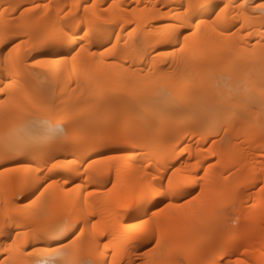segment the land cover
Wrapping results in <instances>:
<instances>
[{
	"label": "snow or ice",
	"instance_id": "6c2138e0",
	"mask_svg": "<svg viewBox=\"0 0 264 264\" xmlns=\"http://www.w3.org/2000/svg\"><path fill=\"white\" fill-rule=\"evenodd\" d=\"M97 7L94 0L71 8L43 0L0 4V264H264V220L257 237L243 199L248 188H259L264 209V159L247 167L249 155L264 158V70L258 81H238L243 96L231 94V77L217 75L232 61L243 34L253 36L257 24L264 69V0L178 5L161 0L131 8L113 0L99 15ZM115 9L123 15L108 19ZM100 23L114 28L104 30L109 38L103 50L93 51ZM125 23L135 27L129 31ZM125 32L130 38L146 33L151 41L133 55ZM135 42L140 43L138 35ZM137 57L183 71L150 68L145 74ZM65 73L69 86L75 76L72 92L89 97L70 112L57 104L60 97L51 86ZM210 80L216 81L213 91ZM146 88L170 97L177 107L212 113L194 130V143L177 137L161 154L130 131L119 113L94 126L81 125L110 96ZM28 125L44 128L47 138L21 135ZM68 149L79 155L71 160L54 155ZM58 190L67 199L61 200ZM9 192L16 198L9 200ZM223 223L231 227L222 230Z\"/></svg>",
	"mask_w": 264,
	"mask_h": 264
},
{
	"label": "bare ground",
	"instance_id": "6f19581e",
	"mask_svg": "<svg viewBox=\"0 0 264 264\" xmlns=\"http://www.w3.org/2000/svg\"><path fill=\"white\" fill-rule=\"evenodd\" d=\"M8 2H13V0H0V4H6ZM14 2H19L21 4H29L31 0H14ZM45 3H49L51 5H67L71 8V5L74 3H83V0H43ZM161 0H115L116 4L123 5L125 8H131L136 6L139 3L141 6L143 5H151L153 3H160ZM164 3L168 4H180L182 0H163ZM224 3H227L228 0H223ZM94 3L98 5L96 12L97 14H101L104 12V9L108 4L113 3V0H94ZM74 11V10H73ZM52 12V21L56 20V12L57 9L53 7L51 9ZM81 14H83V9H80ZM123 14L120 13L119 9H115L106 14L108 19H114L121 17ZM105 17L102 16V20ZM10 19V18H9ZM63 19V17H61ZM150 22V21H149ZM233 23L231 17H229V26ZM4 24L3 20H0V29ZM70 26V25H69ZM131 31L132 27H135V24H127L124 25ZM144 25L141 24V28ZM114 28V24H105L100 23L99 29L96 31V34L93 36L92 41V50L93 51H101L102 45L107 43L108 40V32H110ZM108 30V32L104 30ZM119 31V29H115ZM235 31V29H233ZM254 35L249 37L247 34H243V39L236 47V52L233 55L232 61L226 64L223 68L217 69V75H220L221 72L226 77H231V88L232 95L236 96L238 93L240 96H243L242 88L237 87L238 81L241 80H256L258 81L261 75L262 65L259 60V47L257 46V41L260 39L259 36V24L255 26L253 29ZM140 37V43L137 44L135 42V36ZM123 37L125 40L129 41V51L135 55V50L139 47H148L149 42L151 41V37H149L146 33H136L133 38L128 37L127 32L123 33ZM114 40L115 38L112 37ZM245 49L247 51H245ZM255 49V52H253ZM87 58L83 61L84 64H87ZM137 64L143 67V71L146 74L148 70L151 68L153 71L156 69H161L164 73H172L175 75H179L183 68L181 66L180 69H177L175 65L169 63L168 67H165L164 64L159 61L153 65L151 60L145 62L141 61L139 57H137ZM129 64H131V60H129ZM2 71V69H0ZM43 71V70H41ZM106 71H112L110 69H106ZM216 81L210 80L208 82V87L210 91L215 90ZM51 86L56 88V94L60 97L57 100V104L60 106L62 110L71 111L73 107L87 100L89 97L87 95L82 96L80 92L73 93L72 89L75 88V76L72 77V81L69 82L66 80L65 76L61 78V81L57 85L56 82H51ZM220 92L224 95H228V90L223 85H221ZM63 93V95H62ZM63 101V103H61ZM123 115L130 122V131L138 132L145 140L146 144L150 149H154L163 154L165 151L169 150L175 143L176 138L180 137L181 142L189 141L194 143L193 132L194 130H199V128L206 123L212 113L207 111L204 107H195V106H183L177 107L173 103H171L170 97H164L156 94L154 89L146 88L143 91L137 92L135 95L129 96H110L104 103L103 108L99 113H94L90 116H86L82 121L81 125L84 127L94 126L97 123L103 122L105 119L111 117L114 114ZM53 124L57 123V121H52ZM21 135L26 138L42 141L47 138L46 130L42 127H33L28 125L25 127L24 131ZM223 135V133H221ZM200 137L195 136V140H199ZM235 142V141H234ZM211 146V145H209ZM3 147L2 141V131H0V149ZM254 151V147H253ZM56 155L60 159H74L76 155H79L75 149H68L64 151L55 152ZM264 159L260 156L259 153H256L255 156L249 155L247 157V167L250 170L252 166V161L255 160L257 164H259L260 160ZM203 173H201L202 175ZM244 175H248V171L244 172ZM112 179L115 180V173L113 172ZM80 183H84L85 187L92 189L93 186L87 185L86 182L77 181ZM110 187V185H109ZM27 195V194H25ZM56 195L60 197L61 200L67 199L64 196L63 192L57 191ZM76 194L73 193V197L75 198ZM4 198L3 194H0V200ZM7 198L9 200L16 198L14 192H9L7 194ZM23 203H27L28 201L23 197L20 198ZM243 199L248 202L247 206L244 208L245 215H250L252 217L251 227L258 237L261 231L260 224L261 221L264 220V209L259 207L260 201L262 199L259 188H248L245 191ZM252 205H257V207H252ZM14 207V205H13ZM175 213V210H170ZM97 219H101L100 210L97 209ZM235 215V214H234ZM125 220L128 222H133L132 217H125ZM104 220L112 223V218L104 213ZM241 223H245V221H241ZM119 226L117 225V228ZM231 225L229 223H223L221 225L222 230H227ZM103 239V237H101ZM259 245H257L258 247ZM141 250L147 251L143 245H141ZM135 258V257H133ZM256 259L259 258V252L256 253ZM109 259H111L109 257Z\"/></svg>",
	"mask_w": 264,
	"mask_h": 264
}]
</instances>
